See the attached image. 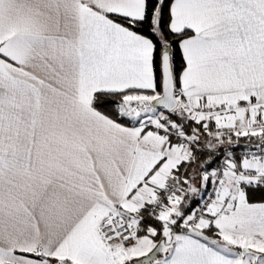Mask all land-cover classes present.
<instances>
[{"label":"snow or ice","instance_id":"6c2138e0","mask_svg":"<svg viewBox=\"0 0 264 264\" xmlns=\"http://www.w3.org/2000/svg\"><path fill=\"white\" fill-rule=\"evenodd\" d=\"M0 264H264V0H0Z\"/></svg>","mask_w":264,"mask_h":264}]
</instances>
